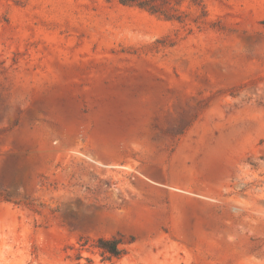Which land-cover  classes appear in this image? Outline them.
I'll use <instances>...</instances> for the list:
<instances>
[{"label":"rangeland","instance_id":"374dc122","mask_svg":"<svg viewBox=\"0 0 264 264\" xmlns=\"http://www.w3.org/2000/svg\"><path fill=\"white\" fill-rule=\"evenodd\" d=\"M161 2L0 0V264H264V0Z\"/></svg>","mask_w":264,"mask_h":264},{"label":"trees","instance_id":"16d2710c","mask_svg":"<svg viewBox=\"0 0 264 264\" xmlns=\"http://www.w3.org/2000/svg\"><path fill=\"white\" fill-rule=\"evenodd\" d=\"M120 5L123 6H134L139 9L145 10L150 14H155L166 20L177 21L179 23L183 22L181 17L175 13L173 7H167L168 4L161 2L156 3L157 0H117ZM86 242L81 244L84 246ZM122 241L120 238L116 237H99L93 244L92 248L97 250L102 257V261L110 262L112 259L121 258L126 252L122 246Z\"/></svg>","mask_w":264,"mask_h":264}]
</instances>
